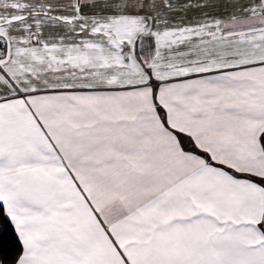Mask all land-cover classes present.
I'll use <instances>...</instances> for the list:
<instances>
[{"label":"snow or ice","instance_id":"snow-or-ice-1","mask_svg":"<svg viewBox=\"0 0 264 264\" xmlns=\"http://www.w3.org/2000/svg\"><path fill=\"white\" fill-rule=\"evenodd\" d=\"M0 264H264V0H0Z\"/></svg>","mask_w":264,"mask_h":264}]
</instances>
